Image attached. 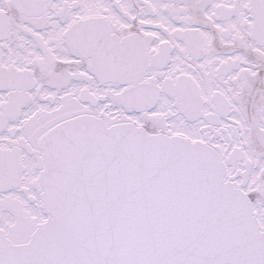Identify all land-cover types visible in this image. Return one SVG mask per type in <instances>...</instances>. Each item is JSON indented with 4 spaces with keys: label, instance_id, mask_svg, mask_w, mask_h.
I'll return each instance as SVG.
<instances>
[{
    "label": "snow or ice",
    "instance_id": "6c2138e0",
    "mask_svg": "<svg viewBox=\"0 0 264 264\" xmlns=\"http://www.w3.org/2000/svg\"><path fill=\"white\" fill-rule=\"evenodd\" d=\"M0 264H264V0H0Z\"/></svg>",
    "mask_w": 264,
    "mask_h": 264
}]
</instances>
